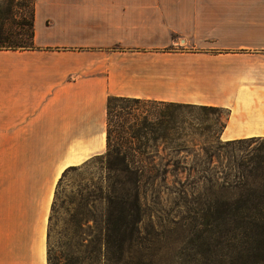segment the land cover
Returning <instances> with one entry per match:
<instances>
[{
    "label": "crops",
    "instance_id": "0c3cea01",
    "mask_svg": "<svg viewBox=\"0 0 264 264\" xmlns=\"http://www.w3.org/2000/svg\"><path fill=\"white\" fill-rule=\"evenodd\" d=\"M35 45L0 50V264H50L58 184L108 153L113 96L264 137V0H36Z\"/></svg>",
    "mask_w": 264,
    "mask_h": 264
},
{
    "label": "rangeland",
    "instance_id": "374dc122",
    "mask_svg": "<svg viewBox=\"0 0 264 264\" xmlns=\"http://www.w3.org/2000/svg\"><path fill=\"white\" fill-rule=\"evenodd\" d=\"M32 2L0 0V11H13L6 23L9 29L18 31L22 18L32 17ZM117 111L120 117L113 129L119 130L112 137L115 146L122 142L120 129H180L183 148L167 147L159 132L149 136L145 148L149 163L161 171L167 160L176 161L174 175L167 182L159 178L148 186L142 223L137 227L131 224L117 235L113 190L121 194L133 187L132 182L113 172V163L110 168L100 157L70 169L55 195L50 264H264L261 236L230 232V227L221 236L219 228L196 222L216 196L232 202L250 198L247 188L214 195L208 179L264 172V162L253 163L257 156H264V137L227 145L222 132L229 111L223 108L144 100L118 101ZM240 162V169H231ZM213 188L219 190L218 185Z\"/></svg>",
    "mask_w": 264,
    "mask_h": 264
},
{
    "label": "trees",
    "instance_id": "16d2710c",
    "mask_svg": "<svg viewBox=\"0 0 264 264\" xmlns=\"http://www.w3.org/2000/svg\"><path fill=\"white\" fill-rule=\"evenodd\" d=\"M32 17H23L20 23V29L14 31L7 27V22L13 14L12 9L7 12L0 11V50L13 49L24 50L33 49L36 37V0H33ZM127 101L130 103H139L144 100L129 97L113 96L109 100V151L106 155L100 157L108 161V164L113 163V172H118L124 175L125 178L132 182L133 187L128 191L118 194L117 190H113V205H117V211H113V223L115 225V234H120L122 229L129 227L131 224L139 226L143 221V213L145 209V198L148 186L154 185L155 181L161 178L163 182H167L170 175H174L173 165L176 161L167 160L164 170L161 171L152 166L148 161L149 153L146 146L149 143V136H155L159 132V137L164 141L167 147H175L177 150L183 148L185 143L182 142L183 133L180 129H120L119 133L122 136L120 145H112V137L116 130L115 120H118L120 114L117 111V102ZM163 103V102H162ZM174 104V103H163ZM208 107V106H202ZM217 108V107H211ZM122 110H126L122 107ZM117 112V113H115ZM167 125L170 121L165 122ZM252 137L249 139H238L226 141L227 145H235L248 140L258 139ZM258 161L253 163L264 162V156H257ZM173 162V163H172ZM241 162L234 164L231 169H240ZM63 175L60 182L70 169ZM210 188L214 195L219 192H229L247 188L251 192L250 198L241 200L240 202H232L230 198L225 196H216L209 203L207 209H203L205 213L200 220L196 222L199 225H207L211 228H219L221 236H225L230 227V232L243 231L248 236L262 237L264 243V172L258 173L253 170L250 173H239L234 178L225 177L222 180L208 179ZM219 186V190H214L213 187ZM255 198V199H253ZM254 208V213L247 212ZM245 209V210H244ZM232 226V228H231ZM226 228V232H224ZM229 232V233H230ZM115 236V235H114ZM121 261H116L120 264ZM109 264H113L109 262Z\"/></svg>",
    "mask_w": 264,
    "mask_h": 264
}]
</instances>
